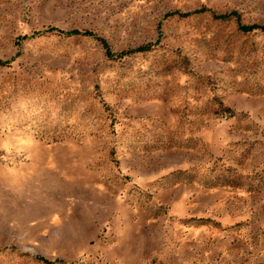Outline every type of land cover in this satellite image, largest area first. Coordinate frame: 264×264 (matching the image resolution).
I'll return each instance as SVG.
<instances>
[{
    "label": "rangeland",
    "instance_id": "rangeland-1",
    "mask_svg": "<svg viewBox=\"0 0 264 264\" xmlns=\"http://www.w3.org/2000/svg\"><path fill=\"white\" fill-rule=\"evenodd\" d=\"M253 25L264 0H0V264H264Z\"/></svg>",
    "mask_w": 264,
    "mask_h": 264
},
{
    "label": "trees",
    "instance_id": "trees-1",
    "mask_svg": "<svg viewBox=\"0 0 264 264\" xmlns=\"http://www.w3.org/2000/svg\"><path fill=\"white\" fill-rule=\"evenodd\" d=\"M240 31L242 32H250V31H253V30H261V31H264V27H260V26H241L239 27ZM45 32H56L58 34H64L66 36H70V35H75V34H79V31H70V32H63L61 30H58L54 27H50V28H47ZM83 34H87V33H83ZM90 35V34H89ZM101 44L103 46V48L105 49V52L108 56H111V53L109 52L108 50V47L106 46L105 42L101 40ZM1 64V63H0ZM45 262V261H44Z\"/></svg>",
    "mask_w": 264,
    "mask_h": 264
}]
</instances>
